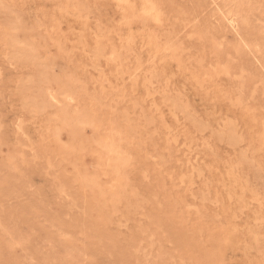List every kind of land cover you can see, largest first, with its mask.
I'll list each match as a JSON object with an SVG mask.
<instances>
[{"label": "rangeland", "instance_id": "obj_1", "mask_svg": "<svg viewBox=\"0 0 264 264\" xmlns=\"http://www.w3.org/2000/svg\"><path fill=\"white\" fill-rule=\"evenodd\" d=\"M3 1L0 264H264V72L212 1ZM218 1L255 33L264 23L263 0ZM9 19L34 41L30 60L9 57ZM38 61L73 89L67 115L96 120L72 157L62 99L26 103Z\"/></svg>", "mask_w": 264, "mask_h": 264}, {"label": "bare ground", "instance_id": "obj_2", "mask_svg": "<svg viewBox=\"0 0 264 264\" xmlns=\"http://www.w3.org/2000/svg\"><path fill=\"white\" fill-rule=\"evenodd\" d=\"M3 1V0H2ZM7 1V0H6ZM122 1V0H121ZM152 1V0H151ZM212 1V3H213V6H214V9H215V12L217 13V14H219L220 15V17H221V19L223 20V22L230 28V30H231V32L233 33V35H234V37H235V48H236V50L237 49H241V48H247L248 49V52H250L251 54V58H252V61H253V63H254V65H256L257 66V68L259 69H262L261 70V72L263 71L264 72V23H261L260 25H257V27L255 28V30H256V33L254 32V31H252L248 26H246V25H242V23H241V20H240V18H238V16L239 15H237L236 13H232V12H229L226 8H225V4H222L221 2H219L218 0H211ZM238 1V0H237ZM244 1V0H243ZM258 1V0H257ZM3 2H5V0L3 1ZM66 2H67V0H66ZM245 2V1H244ZM263 2H264V0H263ZM75 3V2H74ZM73 3V4H74ZM143 3V2H142ZM146 3V2H145ZM6 4V3H5ZM141 4V3H140ZM139 4V5H140ZM155 4V3H154ZM230 4V3H229ZM7 5H9V4H7ZM124 5V4H123ZM144 5V4H143ZM242 5H244V4H242ZM258 5V4H257ZM146 6V5H145ZM1 7H2V9L4 8L3 7V4L1 5ZM80 7V6H79ZM248 7H249V5H248ZM259 7V6H258ZM6 8V7H5ZM86 8V7H85ZM141 8H142V6H141ZM153 8H154V5H153V3H150V4H148L145 8H142V9H140V10H142L143 11V13H142V15L143 16H145L146 18L145 19H147V16L149 15V14H151V11L153 10ZM254 8V7H253ZM252 8V9H253ZM1 9V10H2ZM8 9V8H7ZM9 9H11V8H9ZM8 9V10H9ZM80 9V8H79ZM132 9V8H131ZM130 9V10H131ZM160 9V8H159ZM247 9V8H246ZM242 10V9H241ZM248 10V9H247ZM86 11V10H85ZM255 11V10H254ZM253 11V12H254ZM9 12V11H8ZM242 12V11H241ZM250 12H252V11H250ZM3 13V12H2ZM10 13H11V11H10ZM15 13V12H14ZM16 13H18V12H16ZM247 13V12H246ZM13 14V13H12ZM135 14V13H134ZM241 14V13H240ZM248 14V13H247ZM14 15V14H13ZM182 15H184V14H182ZM250 15H252V14H250ZM4 16H5V14H4ZM9 16V15H8ZM16 16V14L14 15V17ZM19 16V15H18ZM244 16V15H243ZM242 16V17H243ZM3 17V16H2ZM140 17V16H139ZM138 17V18H139ZM218 17V16H217ZM143 18V17H142ZM140 19V20H142L143 21V19ZM7 19V18H6ZM18 19V18H17ZM250 19H251V17H250ZM256 19V18H255ZM10 20L11 19H9V22H10ZM14 20V19H13ZM15 20H16V18H15ZM7 21H8V19H7ZM18 21H19V19H18ZM17 21V22H18ZM17 22H10V23H8L7 25H8V28H7V30L6 31H4V29L7 27V25H6V27H2L3 28V31H2V33H4L3 34V42L5 43V45H4V43H3V45L6 47L7 46V48H9L8 49V54H9V57L11 58V59H18V58H26V59H29L30 60V58L29 57H31V56H33V54L35 53V51H33V48L35 47V46H32V51H30L29 52V50H30V48H31V46H30V48L27 46V44L28 45H30V43L32 42H27L26 43V37H28L27 36V34H26V31H25V29L26 28H24L23 26H22V24H19V23H17ZM145 22H146V20H145ZM23 23V22H22ZM245 23H246V21H245ZM249 24V23H248ZM259 24V23H258ZM181 25V24H180ZM255 25V24H254ZM175 27V26H174ZM187 27V26H186ZM185 28V27H184ZM182 29V28H181ZM30 30V27H28V31ZM33 30V29H32ZM170 32H171V30H170ZM173 32V31H172ZM257 32H259L260 34L259 35H257ZM165 33V32H164ZM176 33H177V30H176ZM190 33V32H189ZM195 33V32H194ZM175 34V33H174ZM177 35V34H176ZM2 36V35H1ZM174 36V35H173ZM211 36V35H210ZM161 37V36H160ZM169 37V36H168ZM177 37V36H176ZM2 38V37H1ZM0 38V39H1ZM166 38V37H165ZM170 38V37H169ZM197 38V37H196ZM200 38V37H199ZM211 39H212V37H211ZM215 39V38H214ZM218 39V38H217ZM216 40V39H215ZM214 40V41H215ZM27 41H29V39L27 40ZM173 41V40H172ZM172 41H170V42H172ZM176 41V40H175ZM23 42H25L26 43V45H24L25 47H23V44L22 45H20L21 43H23ZM97 42H99V41H97ZM169 41H167L166 43H164L163 45H161L162 47H161V49L165 52V51H168L169 50V52H170V54H171V56H172V58H175V59H178L179 60V58H180V55H178L179 56V58H178V56H177V53H176V51H177V46H175L176 44H174V42H172L173 44H171V43H168ZM178 42V41H177ZM213 42V41H212ZM211 42V43H212ZM176 43V42H175ZM180 43V42H179ZM7 44V45H6ZM32 44L33 45H35L34 44V41L32 42ZM44 44H46L45 42H44ZM174 45V46H173ZM219 45V41H215L214 43H213V48H215V50H216V48H217V46ZM39 46V45H38ZM97 46V45H96ZM99 47H103V46H99ZM180 48H181V45H180ZM180 48H179V51H180ZM245 48V49H246ZM99 49V48H98ZM234 49V48H233ZM97 50V49H96ZM95 50V51H96ZM101 51V50H100ZM199 51V50H198ZM32 52H34L33 54H32ZM98 52V51H97ZM129 52V51H128ZM36 53H37V50H36ZM179 53V52H178ZM200 53V52H199ZM196 54V55H193V56H197L198 55V59H200L201 58V56H200V54ZM204 53V52H203ZM202 53V54H203ZM100 54H102V52L100 53ZM104 54V53H103ZM122 54V53H121ZM35 55V54H34ZM37 55V60H39L40 58H38V56L40 55V54H36ZM190 55V54H189ZM100 56V55H99ZM193 56H191V57H193ZM205 56V55H204ZM203 56V57H204ZM39 57H43V56H39ZM102 57V56H101ZM248 57V56H247ZM114 58V57H113ZM116 58V57H115ZM205 58V57H204ZM216 58V57H215ZM46 59V58H45ZM45 59H43L42 61H44ZM193 59H194V57H193ZM214 59V58H213ZM47 60V59H46ZM195 60L197 61V59L195 58ZM203 59L201 58V60H199V62L198 63H200L201 64V62L200 61H202ZM41 61V60H40ZM41 61V62H42ZM180 61V60H179ZM190 61V60H189ZM194 61V60H193ZM195 61V62H196ZM250 61H251V59H250ZM40 62V63H41ZM47 62H48V60H47ZM52 62V61H51ZM33 63V62H32ZM38 63H39V61H38ZM40 63H39V65L37 64H35L34 63V66H35V74H33V76L32 77H29L27 80H25L26 82L24 83V82H22V84H21V86L23 85V83H24V85L22 86V89H27V88H29V91L31 90L32 91V94L29 96V97H27V98H25V100L27 101H25L26 103H27V105L29 106V107H31L32 108V110H34V111H39V110H43V109H45V108H47V107H49V106H52V105H58L59 106V104H60V102H61V100H60V98L62 99V101H63V105H62V107L60 108V110L63 112L62 114H64V115H62V117H63V121H64V125H67L68 126V128H69V130H66V134H67V138H68V140H67V142L65 143V144H62L63 145V149L62 150H64V153L66 154V157H67V155L69 156V154H70V152H72V151H74L75 150V147L77 146V147H79L80 146V149H82L83 148V146H84V144L86 143V142H88V141H92V143H93V140H95V135H96V120L94 119V117H91L89 114H87V112L85 113V112H78L77 110V113L74 115L73 114V116H72V114H71V117L70 116H68L67 115V112H69V111H67V105H71V103H70V101H72L73 100V97H75V96H73V89L71 88V86H69L68 84H66V83H64V82H62V80L63 79H59L60 78V76H51V77H49V76H47V74H45V70H47V71H49V69H48V67H50L51 65V63H50V61L48 62V67H47V69L46 68H44L43 67V65H41L40 66ZM43 63V62H42ZM41 63V64H42ZM46 63V62H45ZM44 63V64H45ZM50 63V64H49ZM190 63V62H189ZM188 63V64H189ZM198 65V64H197ZM45 66V65H44ZM46 66H47V64H46ZM186 66V65H185ZM191 66V65H190ZM194 66V65H193ZM199 66V65H198ZM52 67V66H51ZM196 67L197 66H195V69H196ZM65 68V67H64ZM53 69V68H52ZM193 69V68H192ZM46 71V72H47ZM193 71V70H192ZM202 71V70H201ZM151 72V71H150ZM198 72V71H197ZM48 74H50V72H48ZM56 74H58V73H55L54 75H56ZM67 75V74H66ZM72 75V74H71ZM150 75V73L148 74V76ZM63 77V76H62ZM61 77V78H62ZM194 78H195V76H194ZM66 79V78H65ZM69 79H70V76H69ZM72 83V82H71ZM149 83V82H148ZM73 84V83H72ZM261 85V84H260ZM243 85H241V87H242ZM21 89V90H22ZM28 93V92H27ZM26 93V94H27ZM262 93V92H261ZM26 103H25V105H26ZM27 106V107H28ZM61 106V105H60ZM54 107V106H53ZM30 108V109H31ZM24 109V108H23ZM59 109V108H58ZM57 109V110H58ZM60 110H58V111H60ZM73 110V109H72ZM71 111V110H70ZM55 113V112H54ZM57 113V112H56ZM55 113V114H56ZM75 113V112H74ZM54 114V115H55ZM70 115V114H69ZM96 115V114H95ZM58 116H61V115H58ZM94 116V115H93ZM54 118H56V117H54ZM53 118V119H54ZM57 119H58V117H57ZM62 119V118H61ZM54 120H56V119H54ZM56 121H59V120H56ZM56 121H55V123H56ZM61 121V120H60ZM60 125H61V123H60ZM19 127V126H18ZM64 127V126H63ZM66 127V126H65ZM87 127H89L91 130H92V135L91 136H88L87 134H86V132H85V129L87 128ZM58 128V127H57ZM19 129V128H18ZM59 129H60V127H59ZM231 130H232V128H230ZM65 130V129H64ZM90 130V131H91ZM234 130V129H233ZM62 131V130H61ZM60 131V132H61ZM55 132H57V130L55 131ZM230 132V131H229ZM227 133V132H226ZM53 134V133H52ZM58 134H60V133H58ZM55 135V134H54ZM105 136H106V134H104ZM23 136V135H22ZM56 139L58 138V135L56 134ZM66 137V136H65ZM118 137V136H117ZM54 138V137H53ZM52 138V139H53ZM105 139V138H104ZM106 140V139H105ZM101 141H102V139H101ZM110 143V142H109ZM109 143H105V145L108 147L110 144ZM97 145V144H96ZM98 145H100V142L98 143ZM104 145V141H103V147H106ZM95 146V145H94ZM85 147V146H84ZM86 147H87V145H86ZM100 148V147H99ZM86 149V148H85ZM84 149V150H85ZM101 149V148H100ZM103 149V148H102ZM110 149V148H109ZM62 152V151H61ZM80 153H81V151H80ZM84 153V152H83ZM110 153H112V152H110ZM78 154V153H77ZM76 154V155H77ZM102 154V153H101ZM105 154V153H104ZM80 155V154H79ZM113 155V154H112ZM71 156V155H70ZM69 156V157H70ZM110 156V155H109ZM60 157V156H59ZM72 157V156H71ZM100 157V156H99ZM79 158V157H78ZM112 158V157H111ZM110 158V159H111ZM109 159V158H108ZM108 159H106V160H108ZM113 159H115V158H113ZM101 160V159H100ZM105 160V161H106ZM74 161H75V159H74ZM81 161V160H80ZM112 161H114V160H112ZM103 162V160H101V162H98V163H93L94 164V173L92 174V175H88V172H86V171H84L83 173L81 172V174L79 173V177H80V180L83 182V183H85L86 185H96V184H98V175H99V173L101 172V171H104L105 170V165L102 163ZM117 162V161H116ZM243 162V161H242ZM107 163V162H106ZM115 163V162H114ZM91 165H92V163H90ZM109 164V163H108ZM111 164H112V162H111ZM107 165V164H106ZM113 165V164H112ZM118 165V164H117ZM109 166V165H108ZM83 168H84V166L82 167V170H83ZM92 168H93V166H92ZM85 169V168H84ZM106 172V171H105ZM105 172H103L104 174H105ZM117 182V181H116ZM116 185V184H115ZM114 185V186H115ZM113 186V187H114ZM115 188V187H114ZM113 188V189H114ZM72 196V195H71ZM114 201H115V199H114ZM2 219V218H1ZM0 223H2V222H0ZM51 223V222H50ZM2 225V224H1ZM53 227V226H52ZM1 228V227H0ZM10 228V227H9ZM11 229V228H10ZM59 229V228H58ZM3 229H1V232L3 233V231H2ZM12 231V230H11ZM5 232V231H4ZM13 232V231H12ZM3 234H5V233H3ZM11 235L13 234V233H10ZM4 238V237H3ZM6 238H7V236H6ZM10 238V237H9ZM13 239V238H12ZM5 240V239H4ZM10 244V243H9ZM8 244V245H9ZM19 245V244H18ZM77 257V256H76ZM33 264V263H32Z\"/></svg>", "mask_w": 264, "mask_h": 264}]
</instances>
